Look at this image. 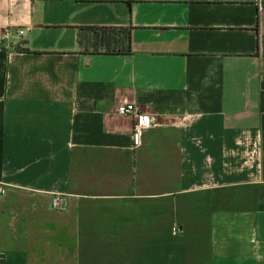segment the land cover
I'll list each match as a JSON object with an SVG mask.
<instances>
[{
	"label": "crops",
	"instance_id": "0c3cea01",
	"mask_svg": "<svg viewBox=\"0 0 264 264\" xmlns=\"http://www.w3.org/2000/svg\"><path fill=\"white\" fill-rule=\"evenodd\" d=\"M6 25L0 264H264V0H0Z\"/></svg>",
	"mask_w": 264,
	"mask_h": 264
},
{
	"label": "trees",
	"instance_id": "16d2710c",
	"mask_svg": "<svg viewBox=\"0 0 264 264\" xmlns=\"http://www.w3.org/2000/svg\"><path fill=\"white\" fill-rule=\"evenodd\" d=\"M78 42L87 53H131V27L88 25L79 27ZM264 107V92L262 93Z\"/></svg>",
	"mask_w": 264,
	"mask_h": 264
},
{
	"label": "built area",
	"instance_id": "2783aa9c",
	"mask_svg": "<svg viewBox=\"0 0 264 264\" xmlns=\"http://www.w3.org/2000/svg\"><path fill=\"white\" fill-rule=\"evenodd\" d=\"M27 28H17L16 31L12 29L11 26H0V39L9 38L13 35L24 38ZM118 114L121 115H130L136 119L135 124V135L136 139L139 140L140 134L143 128L149 127L154 123V116H147L140 111L138 105L133 102H123L119 104L116 108ZM66 204V200L61 196H55L53 199V206L56 209H63Z\"/></svg>",
	"mask_w": 264,
	"mask_h": 264
}]
</instances>
